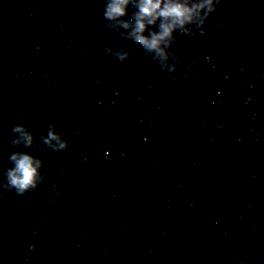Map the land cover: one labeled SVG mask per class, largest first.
Masks as SVG:
<instances>
[{"label":"water","instance_id":"1","mask_svg":"<svg viewBox=\"0 0 264 264\" xmlns=\"http://www.w3.org/2000/svg\"><path fill=\"white\" fill-rule=\"evenodd\" d=\"M104 0H0V181L10 151L45 182L0 189V264H234L142 55L105 28ZM69 141H39L48 124ZM23 124L37 147L10 145Z\"/></svg>","mask_w":264,"mask_h":264},{"label":"clouds","instance_id":"2","mask_svg":"<svg viewBox=\"0 0 264 264\" xmlns=\"http://www.w3.org/2000/svg\"><path fill=\"white\" fill-rule=\"evenodd\" d=\"M222 0H104L102 17L105 28L118 33L132 47L105 45L107 55L120 62H127L137 51L143 49L144 59L156 63L162 72H175L181 65L178 53L173 49L177 34L206 37L207 23L218 10ZM135 9L129 16V7ZM186 43L188 41H185ZM13 134L10 145L24 149L37 147L35 133L23 124L11 128ZM39 141L47 148L60 153L68 149L69 141L63 133L56 131V123L48 124L47 133L41 134ZM8 161L11 165L4 172L0 189L24 196L37 190L45 182L42 169L45 161L29 151H10Z\"/></svg>","mask_w":264,"mask_h":264}]
</instances>
